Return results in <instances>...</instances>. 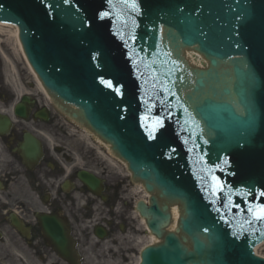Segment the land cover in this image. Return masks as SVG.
<instances>
[{
    "label": "water",
    "instance_id": "obj_1",
    "mask_svg": "<svg viewBox=\"0 0 264 264\" xmlns=\"http://www.w3.org/2000/svg\"><path fill=\"white\" fill-rule=\"evenodd\" d=\"M136 2L137 11L130 0H0V22L19 27L59 109L108 143L151 194L138 211L163 241L140 264H264V220L249 211L264 204V0ZM194 51L206 67L187 61ZM9 125L0 115V134ZM36 140L26 135L25 162L40 157ZM79 178L98 192L99 178ZM174 204L181 216L169 232Z\"/></svg>",
    "mask_w": 264,
    "mask_h": 264
},
{
    "label": "flooded vegetation",
    "instance_id": "obj_2",
    "mask_svg": "<svg viewBox=\"0 0 264 264\" xmlns=\"http://www.w3.org/2000/svg\"><path fill=\"white\" fill-rule=\"evenodd\" d=\"M1 88L0 84V102L9 104L12 96ZM32 100L35 102L28 120L17 119L9 133L0 136V154L11 158L0 163V264H73L59 252L58 237L74 243L80 264H129L123 249L128 245H120L119 235L131 228L126 224L129 210L122 205L123 210L115 211L120 183L100 175L103 182L97 197L80 182L78 170L72 172L67 165L51 163L49 155L52 153L45 141H42V158L32 166L25 164L17 152L26 132L37 136L45 134L47 121L37 118L45 105L37 98ZM52 150L62 153L59 147H52ZM60 156L62 163L72 160L63 153ZM18 169H22L23 177L28 179L27 191L22 197H10L6 201L4 194L18 191ZM77 199L82 205L77 206ZM93 210L96 211L94 215ZM41 215L47 221L45 230ZM100 225L105 229V237L113 241L111 247L100 248L97 240H93L98 239L95 227ZM52 228L57 229L56 234L47 231ZM4 251H13L15 257L11 260Z\"/></svg>",
    "mask_w": 264,
    "mask_h": 264
},
{
    "label": "rangeland",
    "instance_id": "obj_3",
    "mask_svg": "<svg viewBox=\"0 0 264 264\" xmlns=\"http://www.w3.org/2000/svg\"><path fill=\"white\" fill-rule=\"evenodd\" d=\"M1 38L2 41L0 42V47L7 55L8 60L0 51V84L2 85L1 89L5 91L4 93L12 96V100L6 105L0 102V109L2 111L4 110L3 112L9 113L7 111H10L15 101H19L23 92H27L30 96L37 98L40 103L44 104L51 110V117L49 121H47V124L44 125L45 134L39 135L41 140L43 142L45 141L52 153V156L49 155L51 157V163L60 166L67 165V169L71 168L72 172H76L81 168L92 169L94 172H98L99 175H104L108 181H115L117 184L120 183L118 195H124L125 197L121 196V199L125 198V201L121 202L118 197V203L116 204L117 209L115 211L118 212L119 210H123L121 208L122 204L130 210L134 204V198L136 200L143 197L144 192L139 190L140 187H136L137 183L132 182L129 170L125 163L123 164L120 159L114 157L111 154L110 148L106 146L102 139L103 142L97 138V135L94 134L90 128L75 119H71L66 112H61L59 110L54 99L51 100L50 98H47L46 94L43 93L42 89L38 86L35 76L28 67L29 65L28 62H26L25 57L21 55L15 37L10 34L8 29L1 33ZM52 147H59L60 150H62V153L68 155L72 160L70 162L66 161L62 163L59 159L62 153H54ZM104 156H107L109 159ZM10 159V156L0 154V163L7 162ZM16 173L20 175L17 182L18 187L16 186L18 191L4 194L3 198L6 199V201L10 197H22L21 194L27 191L28 179L23 177L22 169H18ZM130 181L131 189L129 190L130 187H128V184ZM132 188H134L133 192L131 191ZM77 201V206L82 205L79 199H77ZM106 211L107 210H105V212ZM95 213L96 211L93 210V215ZM126 217L128 218V220H126L127 226L133 228V224L136 222L132 218H129L128 216ZM131 228H128L127 231L134 235V229L132 230ZM122 236H124V234H122ZM148 240L149 239L144 236V241L147 242ZM259 252L264 256V246ZM4 254L7 255L8 258L10 257L11 260L15 257L13 251H4ZM135 263L136 260L133 264Z\"/></svg>",
    "mask_w": 264,
    "mask_h": 264
},
{
    "label": "bare ground",
    "instance_id": "obj_4",
    "mask_svg": "<svg viewBox=\"0 0 264 264\" xmlns=\"http://www.w3.org/2000/svg\"><path fill=\"white\" fill-rule=\"evenodd\" d=\"M5 28L8 29L10 34H12L15 37V40H16L18 46H19V51H20L21 55L23 57H25L24 50H22L23 47L21 45V42H20L19 36H18V28L16 26H13L11 24H3L2 22H0V42L2 41L1 33L6 30ZM0 51L3 54V56L8 60L7 55L5 54L4 51H2L1 47H0ZM188 58H189L190 62L198 64L197 66L200 67V68H204L208 64V62L202 56H200L199 54H194L193 56H190ZM26 62H28V61L26 60ZM28 65H29L28 67L30 68L31 72L35 76V80L37 81L38 86L40 87V89H42V92L46 94L47 98H50L47 90L44 89V87L42 85V81L38 78V76L34 72L32 66L30 65V63H28ZM97 138H99V137L97 136ZM99 139L101 140V138H99ZM106 146L109 147V145L107 143H106ZM104 157L108 158L107 156H104ZM121 162L123 164L126 163L123 160H121ZM136 187H140L141 188V187H144V186H143L142 182H138ZM133 190H134V188H132V191ZM142 200L148 201V198H146V197L144 198L143 197ZM136 202L137 201H135V203ZM146 203L148 204V202H146ZM180 216L181 215H180L179 208L177 206H174L171 209V217L172 218H171V222L166 227L167 231L171 232V231H175L176 230V228L178 227L177 223H178V220H179ZM129 217L134 218V220L136 222V226H137L136 238H138V243H137L136 247L125 246V248H123L125 253H127V255H128V259L133 256L132 254H133V251L135 249L139 248L140 252H142L144 249L148 248L149 246L160 244L163 241V239H160L159 237H156V235L151 231L150 227H148L146 219L144 217H142L141 215H139L137 207H133L130 210ZM144 236H146L149 239L147 242L144 241ZM97 237H98V239L93 238V240H97V243L100 245V248L101 247L102 248L111 247V245H112L111 242H113L112 240L110 241V240L106 239V237H104V236H101L100 238H99V236H97ZM73 244L74 243L72 241H71V243H69V241H68L66 247H67V249L69 251L73 252L74 256L77 255L76 257H78L79 253H78V251H75V247H74ZM257 255L258 256L261 255V257L264 258V256H262V254H260V252ZM139 260H140V258L138 257V262H139ZM137 264H139V263H137Z\"/></svg>",
    "mask_w": 264,
    "mask_h": 264
},
{
    "label": "snow or ice",
    "instance_id": "obj_5",
    "mask_svg": "<svg viewBox=\"0 0 264 264\" xmlns=\"http://www.w3.org/2000/svg\"><path fill=\"white\" fill-rule=\"evenodd\" d=\"M65 2L67 3V0H65ZM125 3L126 4H129V0H125ZM133 11H137L139 5L137 4L136 0H130V5H129ZM101 17H104L106 15H108V13L106 12H102L101 14ZM102 83H105L106 86L108 87H112V82L111 81H103L102 80ZM115 91L117 93H119V89H115ZM162 126V122H161V118H157V127H161ZM149 138H154L151 133H149ZM207 142V141H205ZM225 163H227V160H225ZM217 167H219V165H217ZM214 179L216 180V184H215V191L216 192H220V191H223L224 189V185L222 182L219 181V178L218 177H214ZM260 196L264 197V191L260 192L259 193ZM235 207H239V205H234ZM250 212H255V219H258V220H264V204H260V205H257L255 206V208H250L249 209Z\"/></svg>",
    "mask_w": 264,
    "mask_h": 264
}]
</instances>
